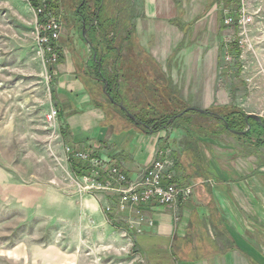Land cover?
<instances>
[{
  "label": "crops",
  "instance_id": "crops-1",
  "mask_svg": "<svg viewBox=\"0 0 264 264\" xmlns=\"http://www.w3.org/2000/svg\"><path fill=\"white\" fill-rule=\"evenodd\" d=\"M115 1L121 4L124 0ZM229 3L126 0L128 13L132 9L138 13L128 18L129 63L121 64L119 48L118 59L112 62L119 76L123 68L135 70L128 81L121 78L118 82L123 101L127 98L130 105H161L170 110L179 106L172 112L185 105L205 111L241 108V69L237 40H233L238 28L224 26V18L235 15L220 8ZM31 10L36 22L34 8ZM68 35L63 27L59 63L46 68L66 147L104 160L102 177L109 166L118 165L133 181L141 180L152 162L161 157L167 163L166 175L179 187L191 189L185 202L146 205L143 212L154 222L153 227L139 226L132 213L119 215L113 210L105 214V206H116L117 197L112 194L85 197L82 215L93 218V224L129 233L142 264H264V148L231 133L210 136L202 130V135L193 137L191 133H199L184 128L145 133L123 115H112L99 105L96 92L81 78L84 73L94 90L101 86L70 47ZM233 53L236 65L225 64L226 54ZM178 101L179 105L173 104ZM196 117L191 115L187 121ZM202 119L195 121L203 124L207 120L208 126L215 123ZM127 221H134L140 232L129 229Z\"/></svg>",
  "mask_w": 264,
  "mask_h": 264
},
{
  "label": "rangeland",
  "instance_id": "rangeland-1",
  "mask_svg": "<svg viewBox=\"0 0 264 264\" xmlns=\"http://www.w3.org/2000/svg\"><path fill=\"white\" fill-rule=\"evenodd\" d=\"M86 1L93 8L95 0ZM102 1L106 11L100 13L99 28L107 29L116 20L113 29H101L109 35L107 42L103 34L99 37L89 28L83 35L84 28L75 15L81 0H58L56 17L69 33V45L82 58L87 72L96 76L98 60V74L109 77L106 68L112 71L116 52L123 53L121 64L129 63L128 18L138 10L128 13L126 0L121 4ZM229 2L232 4L220 5L224 12L242 13L252 20L237 29L233 38L241 43V109L264 119V0ZM108 44L114 49L111 53ZM236 58L235 53L226 54L225 64L236 65ZM46 68L50 66L42 59L28 0H0V264H142L129 233L93 224V218L82 215V201L92 195L81 192L76 183L59 118L52 123L47 120L54 103ZM83 74L81 78L96 92L99 105L112 115H122L123 109L116 107V102L110 99L111 105L103 97L105 81L101 79L102 83H97L101 86L94 90L92 81ZM120 85L124 87L123 82ZM123 107L130 114L138 113L127 101ZM156 107L168 113L179 106L171 110ZM195 120L203 122L202 118ZM207 123L203 124L213 129ZM252 126L256 128L254 122ZM256 139L254 135L249 140ZM256 145L262 147V142L258 140Z\"/></svg>",
  "mask_w": 264,
  "mask_h": 264
},
{
  "label": "built area",
  "instance_id": "built-area-1",
  "mask_svg": "<svg viewBox=\"0 0 264 264\" xmlns=\"http://www.w3.org/2000/svg\"><path fill=\"white\" fill-rule=\"evenodd\" d=\"M34 12L37 18L36 39L42 59L48 66L54 67L60 60L58 44L61 40L63 24L57 19V12L51 10L46 4H41L34 9ZM251 21V18L241 13L238 17L226 16L223 24L239 29L247 26ZM58 118L59 111L53 108L48 114L47 120L52 123ZM65 150L69 158L72 156L88 166V173L76 179L81 192L91 194L96 198L107 194L117 197L115 208L112 205L104 207V212L107 215L113 213V210H116L119 215L132 213L139 226L145 223L153 227L154 222L148 220L143 212L146 205H175L187 201L191 195L190 188L179 187L170 176L166 175L167 163L161 157L152 162L141 180L133 181L118 165L109 166L106 177H102L101 172L105 171L107 164L104 160L93 157L92 154L85 151H74L71 146H67ZM128 225L129 229L140 232L139 226L138 228L134 226V221H130Z\"/></svg>",
  "mask_w": 264,
  "mask_h": 264
},
{
  "label": "trees",
  "instance_id": "trees-1",
  "mask_svg": "<svg viewBox=\"0 0 264 264\" xmlns=\"http://www.w3.org/2000/svg\"><path fill=\"white\" fill-rule=\"evenodd\" d=\"M57 1L58 0H28L29 4L34 9L39 7L41 4H46L51 10L56 11V12H57V3H56ZM104 4L105 3L102 0H95L93 8H90L87 5V1L86 3H83V0H81V3L79 4L75 15L77 17L81 15L82 11L85 12L87 17H85V19L80 21L81 27L84 28V25H85L86 29L89 28V29L94 30L95 34H97L99 37L102 36L103 34L107 42L109 35L105 32L108 31L109 27L112 29L116 27L115 22H114L116 20L114 19L113 23H110L109 24L110 26L107 27V29L106 27L99 28V26H101L99 25V22H98L100 13L102 9L103 11H106L105 9L106 7ZM233 17H238V15H235ZM105 22H107V20ZM101 29H104L105 32L101 33ZM106 47H107L108 52L110 53L111 51L114 50L112 47L110 48L109 44ZM236 50L238 51L240 55L241 51L239 48L238 41L236 43ZM96 62H97L96 76H93V79L99 83H102L101 81L102 79L103 81H105V83L108 84L106 93L109 95L108 96L109 98H107L106 94L103 93L104 94L103 96L106 98V100L111 105L113 103L110 101V99H112V101L116 102L117 104H120V103L124 104V101L129 102L127 98L126 100L123 101L122 96H120L118 92L119 91L118 82L121 78L124 81H128L129 78L133 75V73H135L134 68H123V72L121 73L120 76L117 70L114 71V69H117V68H112V71H110L111 68L110 69L106 68V73L109 77H105V76L102 77V75L98 74L97 72L98 65H99L98 60H96ZM130 106L134 107L138 111L137 114L132 112V115L136 118V121L135 122L132 121L129 118V116L120 109L122 112V115L125 117V119L129 123L136 124L137 127L141 128L145 133H157L162 130L169 129V128H184L186 130H189L190 132L192 130L197 131V133H199L197 135L196 134L192 135V133L190 134L191 136L196 137V136L202 135V132H201L202 130H204L203 134L204 133L208 135L210 134V136H219L220 134H223V133L230 134L231 131H235V132L245 131L246 133L243 136L238 137L239 139H252L255 135L257 136L256 141L260 140L262 142V147L264 146V119L261 118L260 123L253 119H249L247 123L246 122V118H247L246 112L243 109L235 107V106H228L223 109L214 107L209 110H206L207 112L206 115H202L198 112H189V113L184 114L182 117L176 120H174V117L180 114L181 112H183L185 109H187L189 107L188 105L181 106L180 108L181 110L179 112L171 113V114L167 113V111L165 110L163 111L161 110L162 112H159L156 107L158 105L153 106L149 104L144 105V104H139V103H133ZM116 107L118 106L116 105ZM129 113L131 112L129 111ZM190 114L198 116V118L206 117L210 121L214 120L215 125L214 126L212 125L213 129L208 128L207 126H204L203 124H200L196 122L195 120L191 122L187 121V119L190 117L189 116ZM215 115L217 117H221L222 119H217ZM170 121L172 122L170 123ZM252 122L256 124L255 129L252 126ZM69 161H70L69 165H70L71 171L75 177H81L88 173L87 164H84L74 158L73 159L69 158ZM116 228L120 229L118 227Z\"/></svg>",
  "mask_w": 264,
  "mask_h": 264
},
{
  "label": "water",
  "instance_id": "water-1",
  "mask_svg": "<svg viewBox=\"0 0 264 264\" xmlns=\"http://www.w3.org/2000/svg\"><path fill=\"white\" fill-rule=\"evenodd\" d=\"M83 35L85 36L86 35V29H85V25H84V33H83ZM90 46H91V44H90ZM107 88H108V84L107 83H105V88H104V93L107 95V96H109L106 92H107ZM117 106H119L120 108H122L123 109V111L129 116V118L132 120V121H136V118L132 115V114H130V113H128L125 109H124V107H123V104L121 103V104H117V103H115ZM189 112H198V113H200V114H202V115H206L207 114V112L205 111V110H199V109H195V108H192V107H190V108H187V109H185L183 112H181L180 114H178L177 116H175L174 117V120H176V119H179L180 117H182L184 114H186V113H189ZM215 117H217L216 115H215ZM218 119H222L221 117H217ZM249 119H253V120H255V121H257V122H261V117H259V116H257V115H253V114H251V115H247V118H246V122L248 123V120ZM172 121H170V123H171ZM248 130H249V128H248ZM231 134H233V135H236V136H243L246 132H235V131H231L230 132Z\"/></svg>",
  "mask_w": 264,
  "mask_h": 264
},
{
  "label": "flooded vegetation",
  "instance_id": "flooded-vegetation-1",
  "mask_svg": "<svg viewBox=\"0 0 264 264\" xmlns=\"http://www.w3.org/2000/svg\"><path fill=\"white\" fill-rule=\"evenodd\" d=\"M83 3H86V0H83ZM85 17H87V16H86L85 12L82 11L81 15L77 16L76 19L81 21V20L85 19Z\"/></svg>",
  "mask_w": 264,
  "mask_h": 264
}]
</instances>
